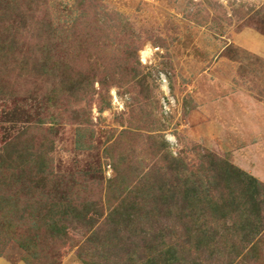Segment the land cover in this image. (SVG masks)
Returning a JSON list of instances; mask_svg holds the SVG:
<instances>
[{
	"label": "rangeland",
	"instance_id": "rangeland-1",
	"mask_svg": "<svg viewBox=\"0 0 264 264\" xmlns=\"http://www.w3.org/2000/svg\"><path fill=\"white\" fill-rule=\"evenodd\" d=\"M8 2L20 31L0 39L24 46L0 57V264H101L82 223L56 237L52 216L92 204L104 223L114 182L136 200L161 141L264 184V0ZM45 63L54 80L34 72ZM250 264H264V240Z\"/></svg>",
	"mask_w": 264,
	"mask_h": 264
},
{
	"label": "trees",
	"instance_id": "trees-1",
	"mask_svg": "<svg viewBox=\"0 0 264 264\" xmlns=\"http://www.w3.org/2000/svg\"><path fill=\"white\" fill-rule=\"evenodd\" d=\"M9 9L5 0H0L2 35L5 31L12 34L13 28L18 35L19 27L5 26L11 19ZM23 46L16 36L0 39V57H8ZM29 59L24 61L22 70L30 66ZM47 63L34 72L43 80H54L56 76H52ZM80 80H70L67 84L73 94L86 91L87 84ZM158 152L163 163L151 174L150 183L136 200H132L131 192L124 194L128 190L124 183L115 181L114 187L120 195L114 199L119 204L109 209L107 223L96 226L104 215L97 205L89 204L77 218L73 212L52 216L50 227L56 231V237L62 236L63 223H82L89 234V248L100 251V255L95 254L91 259H101V264H250L255 261V253L264 240V184L212 153H198L196 160L189 161L188 157H176L169 152L166 141L159 142ZM80 255L85 264H95L88 256Z\"/></svg>",
	"mask_w": 264,
	"mask_h": 264
}]
</instances>
